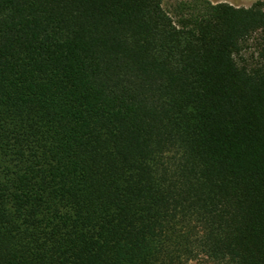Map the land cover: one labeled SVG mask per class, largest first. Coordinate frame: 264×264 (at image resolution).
I'll use <instances>...</instances> for the list:
<instances>
[{
	"label": "trees",
	"instance_id": "obj_1",
	"mask_svg": "<svg viewBox=\"0 0 264 264\" xmlns=\"http://www.w3.org/2000/svg\"><path fill=\"white\" fill-rule=\"evenodd\" d=\"M167 1L0 0V264H264V0Z\"/></svg>",
	"mask_w": 264,
	"mask_h": 264
},
{
	"label": "rangeland",
	"instance_id": "obj_2",
	"mask_svg": "<svg viewBox=\"0 0 264 264\" xmlns=\"http://www.w3.org/2000/svg\"><path fill=\"white\" fill-rule=\"evenodd\" d=\"M180 1H193V0H169L167 2H165V8L169 9L170 6L175 3V2H180ZM202 1H208L211 3H219V2H226L229 3L231 5H234L236 7H251L252 5H254L255 3H257L258 1H263V0H202ZM251 49L247 52L248 57H250L254 52H255V44L254 42L251 43Z\"/></svg>",
	"mask_w": 264,
	"mask_h": 264
}]
</instances>
